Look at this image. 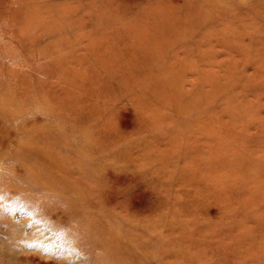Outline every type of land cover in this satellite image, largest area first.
Returning a JSON list of instances; mask_svg holds the SVG:
<instances>
[{
	"label": "rangeland",
	"instance_id": "rangeland-1",
	"mask_svg": "<svg viewBox=\"0 0 264 264\" xmlns=\"http://www.w3.org/2000/svg\"><path fill=\"white\" fill-rule=\"evenodd\" d=\"M0 264H264V0H0Z\"/></svg>",
	"mask_w": 264,
	"mask_h": 264
},
{
	"label": "bare ground",
	"instance_id": "bare-ground-1",
	"mask_svg": "<svg viewBox=\"0 0 264 264\" xmlns=\"http://www.w3.org/2000/svg\"><path fill=\"white\" fill-rule=\"evenodd\" d=\"M169 25V24H168ZM170 26V25H169ZM165 30V29H164ZM166 31V30H165ZM161 47V46H160ZM161 48H163V47H161ZM122 51V50H121ZM154 56V55H153Z\"/></svg>",
	"mask_w": 264,
	"mask_h": 264
}]
</instances>
